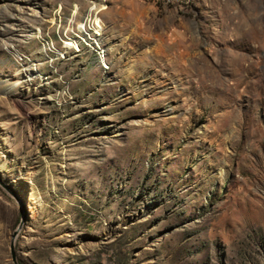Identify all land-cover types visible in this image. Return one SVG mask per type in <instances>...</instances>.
<instances>
[{"label": "rangeland", "instance_id": "374dc122", "mask_svg": "<svg viewBox=\"0 0 264 264\" xmlns=\"http://www.w3.org/2000/svg\"><path fill=\"white\" fill-rule=\"evenodd\" d=\"M21 222L18 264H264V0H0V264Z\"/></svg>", "mask_w": 264, "mask_h": 264}, {"label": "water", "instance_id": "95a60500", "mask_svg": "<svg viewBox=\"0 0 264 264\" xmlns=\"http://www.w3.org/2000/svg\"><path fill=\"white\" fill-rule=\"evenodd\" d=\"M22 226V222L20 223V225L18 226L17 230L13 232L12 236H11V241H10V255H11V260L13 262V264H18L17 260H16V255H15V251H14V242L15 239L18 235V232L20 230Z\"/></svg>", "mask_w": 264, "mask_h": 264}, {"label": "bare ground", "instance_id": "6f19581e", "mask_svg": "<svg viewBox=\"0 0 264 264\" xmlns=\"http://www.w3.org/2000/svg\"><path fill=\"white\" fill-rule=\"evenodd\" d=\"M30 77H32V79H34V77H37V76L32 74V75H30ZM19 84H20V82H17V83L14 84V86H17V85L19 86Z\"/></svg>", "mask_w": 264, "mask_h": 264}]
</instances>
